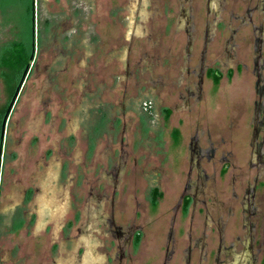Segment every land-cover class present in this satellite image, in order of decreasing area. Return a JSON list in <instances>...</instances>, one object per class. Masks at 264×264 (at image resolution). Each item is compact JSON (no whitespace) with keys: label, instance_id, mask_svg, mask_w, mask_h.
<instances>
[{"label":"flooded vegetation","instance_id":"1","mask_svg":"<svg viewBox=\"0 0 264 264\" xmlns=\"http://www.w3.org/2000/svg\"><path fill=\"white\" fill-rule=\"evenodd\" d=\"M173 1L175 27L169 24L168 0H118L116 34L109 23L115 0H68L65 12L54 13L46 40L40 39L36 67L24 66L17 96L13 94L3 119H10L19 91L33 73L42 115L47 119L54 110V118L62 119L73 113L83 125L68 136L69 153L64 146L53 154L42 150L34 181L35 173L22 177L19 231L26 226V213L44 208L45 190L53 201V217L63 213L62 199L53 188L55 157L63 158L60 167L65 171L64 161L70 157L68 174L76 176L79 152L89 160L84 156L82 161L90 172L84 181L90 185L86 207L97 213V233L108 238L107 251L97 254L99 264H138L146 235L145 199L156 206L173 184L177 187L168 192H174L175 201L165 220L161 216V236L155 235L160 264H264V0H229L230 9L227 0ZM238 2L243 10L233 14ZM63 3L56 0L58 7ZM199 6L203 21L193 23ZM80 60L86 65L80 66ZM235 74L249 78L243 86L249 96L227 100L221 84ZM73 90L77 99L68 109ZM145 123L144 130L140 127ZM50 130L47 135L53 134ZM127 168L133 193L120 190ZM125 194L136 208L120 223L115 213ZM87 237L78 241L87 243ZM47 243L44 258L59 259L58 251L52 258ZM98 243L102 246L103 240ZM77 257L65 264H74Z\"/></svg>","mask_w":264,"mask_h":264},{"label":"rangeland","instance_id":"2","mask_svg":"<svg viewBox=\"0 0 264 264\" xmlns=\"http://www.w3.org/2000/svg\"><path fill=\"white\" fill-rule=\"evenodd\" d=\"M30 1H32L31 7L34 22L29 6ZM60 1L64 2L62 5L64 9L58 7V4L56 5V0H0V55L4 52L8 54L11 53V51H16L14 53H18V50H22V61L28 59L27 62L29 63L30 68H33L34 64H36L35 59L38 46L42 40H46V36L48 35L47 32L50 29V24H52V16L54 13L56 14L57 11L60 13L66 11L65 2H68V0ZM168 1L169 5H171V13H168L167 15L169 24L175 27V2L173 0ZM202 1L204 4L207 2V0ZM227 1L228 8L230 9V2L229 0ZM115 2L116 6H110L112 14L109 15V23L111 22L110 32L113 34L117 33L116 28L114 30L112 26L116 24V20H113L116 16L114 12H118L119 8L117 5L118 0H115ZM238 3L235 4L233 14L241 13L243 10L242 5L240 6L241 3ZM201 9L202 8H200L201 14L198 12L193 23L197 22V19L203 21L204 17ZM205 22L206 19L202 25L205 24ZM33 47L36 49L34 53L35 56H33ZM10 60H15V58L10 57ZM22 66H19L15 73L12 72L11 69H9L7 73L0 70V129L3 122L4 112L11 101L15 88L18 85L19 78L25 70ZM35 67L36 66H34V68ZM4 73L8 78L10 77L9 82H7ZM32 79H34L33 73L29 76L28 82L23 85L19 91V95L13 106V113L5 124V132L2 139L0 134V264H7V260L9 259L16 260L15 264H39L43 259H46L43 255L46 249H44L45 247L42 240H39V243L35 244V241L31 239L34 234L33 232L43 234V230L46 226L49 229L48 236L50 244H52L53 238H57V242L54 245V251H50L51 256L52 258H55V251H58V254L60 253V255H58L59 259H46V261L48 260L50 263L47 261L48 263L45 262L44 264H65V262H69V259L74 260V257H77L79 253L80 255L77 257L79 259L75 261L74 264H99L100 258L97 254L102 255L107 251V249H105L107 248V242L105 240H108V238L103 239L102 236L97 233L98 221L95 219L97 213H95V210L89 212V207H86L88 205L87 191L90 190V185H85L84 182L88 181L87 176H90V172L87 171L85 166H82L84 156L86 159L84 161L88 160V155L86 154L83 155L79 152L75 154L77 164L81 165L78 168L79 171L76 176L68 174V170H70L71 167L69 161H72L70 157L66 158L64 161V165H68L66 171L62 168L63 162L61 161H63V158L59 159L58 155L55 157V169L57 174L55 178H53L54 183L52 180L51 185L53 183V188H56L58 191V195L62 199V202L59 205L61 207L63 205L64 211L57 217H53V215L49 217L47 215L44 218L46 221L45 224L42 225L43 228L41 226L37 231L34 230V225L37 224L36 220L38 218V216L36 217V212L30 216L29 213H26L24 218L26 226L24 231H19L21 223L23 222V217H21L20 214L21 208L24 204V199L20 190V187L23 188V183L21 182L22 177L24 176L25 178L29 172H32V174L35 173L36 170L34 169V164H39L42 150H48V152L50 151L53 154L54 150H61L62 146H64L66 152L69 153L71 150V144L68 136L73 133L75 127L79 126V123L80 125H83V122H79L75 115L73 117V113H71V116L69 115L68 118L66 116L62 119L58 117L55 119L53 115L54 110H52L51 117L46 119L45 115H42V106L37 105L38 100L42 97L40 93L41 91L38 89V85L34 87L35 84H32ZM246 79L248 80L249 78H245L243 74H235L229 82H223L221 84V96L223 98L225 97L227 100H236L240 95H244L245 97L249 96L247 88L243 87L246 83ZM72 97V103H67L68 109H71L74 105V101L77 99L76 90L72 91ZM210 121H212V119L209 118L208 122ZM140 128L144 130L148 129V124L145 123V126H141ZM40 129L42 130L38 133ZM47 129H51L50 131H53V134L47 135ZM59 129H62L63 131L61 135L59 133L56 134ZM42 132L43 134H41ZM243 132L245 133V131ZM25 136H28V138L26 139ZM35 137L39 138L38 142H35ZM140 138L142 139L146 137L145 135H142ZM63 139H66V141ZM46 160L47 157L45 158V161ZM60 163H62L61 167ZM95 169L100 171L99 167ZM129 172L130 169L127 168L124 172L125 175H123L121 179L120 190L125 188L129 190V193H133V191H135V184L132 182L133 176L128 175ZM82 173H84L85 176H82ZM37 175L38 174L33 176V181L34 177ZM84 178L86 179L84 180ZM63 182H65L64 188H61L60 184ZM44 183L45 182L40 184L41 186H38L40 191L43 188ZM174 187H177V184L167 186L165 192L166 195H163L162 199L158 201L156 206L150 204L148 197L145 199L146 206L143 208L146 210V235L143 237L142 244L138 250L140 252L138 264H160L161 262L162 256L161 252H159L160 241L155 238V235L161 236L159 232L164 228V218L167 216L168 210L175 201L174 192H168L169 189ZM122 196L121 210H125L126 213H124V215L127 216L130 214L131 210L136 208V203L135 200L132 199V197L127 196V194ZM33 199L34 198L31 195L30 201L33 202ZM18 204H22L21 208ZM48 207H51L50 202H48ZM121 210H118L115 213V219L122 223V221L119 220L124 217L123 222L125 223L129 216L125 218V216L119 213ZM161 216H163L164 220H162ZM155 217L157 218L156 221H154ZM29 223L32 224V227L28 226ZM56 227L57 233H55ZM150 227H154V229H151ZM67 229V235L75 234V239L69 241L67 239L68 237H62L64 235V230ZM69 229L74 231L69 233ZM82 235L90 237V239L87 237V243L91 242L90 247L86 246V242L78 241L79 237ZM71 238L73 237L71 236ZM61 240H63V242H61L62 244H60ZM99 240H103L102 246L98 243ZM89 252L92 254L94 253L93 258L88 256Z\"/></svg>","mask_w":264,"mask_h":264},{"label":"crops","instance_id":"3","mask_svg":"<svg viewBox=\"0 0 264 264\" xmlns=\"http://www.w3.org/2000/svg\"><path fill=\"white\" fill-rule=\"evenodd\" d=\"M116 17V16H115ZM114 17V18H115ZM114 21H115V19H113ZM113 26V29L115 30V26H118L117 25V22H116V24H114V25H112ZM116 30H117V28H116ZM81 61V63H80V66H85L86 64H85V62L83 61V60H80ZM70 66H72V64H70ZM72 134V133H71ZM48 193V191L47 190H45V194H44V196H43V199L41 200L43 203H45V206H44V208L41 206L40 208H39V210L37 211V213L38 214H36L37 216H38V218H37V224H39V227H37V225L35 224L34 225V230L35 231H37V229H40L41 228V226L42 225H44L45 224V221H46V219H44L47 215L49 216V217H51V215L53 214V210H54V208L52 207V208H49L48 207V202H53L49 197H48V195H46ZM58 198H60L59 196H58ZM48 208H49V210H48ZM48 210V211H47ZM34 213H31L30 215H33ZM50 219H53V218H50ZM41 222V223H40ZM30 227H32V225L30 226ZM42 228H43V226H42ZM67 231H68V229L67 230H64V235H67ZM73 230L72 229H69V233L70 232H72ZM34 234H33V236L31 237V239H33L34 241L36 240V239H38V241L40 240H42V242H43V244H45V243H47V240H49V236H48V234H49V229L47 228V226H46V228L43 230V234H38L37 232H33ZM55 233H57V227L55 228ZM54 233V234H55ZM61 233V232H60ZM62 236V237H65V236ZM27 236H29V235H27ZM67 237L68 238H70L71 237V234L70 235H67ZM57 238H53V240H52V244H51V247H52V251H54V245H55V243L57 242V240H56ZM29 240H30V238H29ZM49 242H50V240H49ZM45 246V245H44ZM59 255H60V253H59ZM56 256V255H55Z\"/></svg>","mask_w":264,"mask_h":264},{"label":"trees","instance_id":"4","mask_svg":"<svg viewBox=\"0 0 264 264\" xmlns=\"http://www.w3.org/2000/svg\"><path fill=\"white\" fill-rule=\"evenodd\" d=\"M31 3H32V1H30L29 6H30V10H31V15H32ZM14 52H16V51H11V53H8V54L4 52L3 54L0 55V70L2 72L7 73V71H9V69H11V71L15 73V71L17 70V68L19 66L23 65L22 66V68H23L25 65L28 64V62H27L28 59H26V60L24 59V61H22V54H21L22 50H18L17 51L18 53H14ZM10 57L15 58V60H10ZM5 73H4V76L7 80V82H9L10 77L8 78V76H6Z\"/></svg>","mask_w":264,"mask_h":264},{"label":"water","instance_id":"5","mask_svg":"<svg viewBox=\"0 0 264 264\" xmlns=\"http://www.w3.org/2000/svg\"><path fill=\"white\" fill-rule=\"evenodd\" d=\"M17 96V93L14 94V97L15 98ZM8 113V112H7ZM7 115V114H6ZM6 118L7 116H4V119H3V122H2V128H1V134L3 135L4 133V128H5V123H6Z\"/></svg>","mask_w":264,"mask_h":264}]
</instances>
